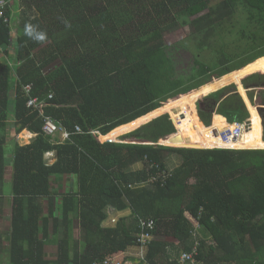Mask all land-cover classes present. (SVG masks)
Wrapping results in <instances>:
<instances>
[{
	"label": "trees",
	"instance_id": "16d2710c",
	"mask_svg": "<svg viewBox=\"0 0 264 264\" xmlns=\"http://www.w3.org/2000/svg\"><path fill=\"white\" fill-rule=\"evenodd\" d=\"M5 1L0 193L9 124L14 136L23 130L35 135L10 149L7 264H124L128 247L140 246L141 232L159 237L145 241L142 264H189L178 257L195 243L200 264H264V108L259 114L244 87L251 80L261 84L264 69L242 78L244 86L241 78L216 85L264 59V0ZM20 5L14 34L13 10ZM178 25L190 27L197 49L213 52L209 62L196 57L186 78L176 76L164 41ZM212 75L217 78L208 81ZM30 97L46 103L42 114L27 106ZM45 116L68 138L44 134ZM248 116L250 128L227 144L233 148L222 147L217 132ZM172 122L177 139L171 141L163 137L175 133ZM123 126L113 137L127 134L136 142L104 141ZM51 151L50 163L45 154ZM172 154L180 163L170 168ZM139 162L143 167L134 170ZM67 175L73 188L54 191L51 179ZM107 206L130 208L131 215L102 227ZM150 219L153 230L142 229ZM48 244L56 246L55 258L45 257Z\"/></svg>",
	"mask_w": 264,
	"mask_h": 264
},
{
	"label": "rangeland",
	"instance_id": "374dc122",
	"mask_svg": "<svg viewBox=\"0 0 264 264\" xmlns=\"http://www.w3.org/2000/svg\"><path fill=\"white\" fill-rule=\"evenodd\" d=\"M20 7H21V5L18 6L17 9L13 10L14 12H13V19H12V31L14 32V34L16 31L15 26L18 23L17 13H18V11H19L18 9ZM190 32L191 31H190L189 26L178 25V26L173 27L172 29H170L164 33V41H165V44L167 46L168 55L171 57V60L173 61L174 65L176 66L175 71H176L177 77L186 78L192 73V66L194 65V59L196 57H198L200 60H203L205 62H209L213 58V52L211 50L206 49V50L200 51L199 49L196 48V42L192 40V37H190V35H189ZM0 52L2 54V58L7 57L5 54L6 51H0ZM10 53H12V51ZM56 65H58V61L53 62L49 68L45 69V72L49 71L50 68H53ZM263 69H264V59L257 60V61L254 60V61L248 63L247 65L237 69L232 74L223 76L216 83V85L225 84V83H232L234 81L238 82L239 78L242 79V78H244L250 74H255V73L262 74L260 72ZM213 75L210 76L208 81H210L213 78H217L216 76H213ZM258 79H260L259 81L262 82L261 84L256 85L254 83L255 80L254 81L251 80V81H249V86H244V87H248L247 95H248V97H249V95H251V97H252L250 99L251 102L256 103L258 105L257 109L259 110V107L264 108V77L261 76L260 78L258 77ZM239 87H240V85H239ZM204 91H206L205 87L201 88L200 90L194 91V92H189L187 94L188 96L186 98L194 97L197 94L199 95V93L204 92ZM207 96L203 97L202 99H200L196 103L197 114H198L197 104L200 102L201 103L204 102L205 98ZM177 102H181V101H179V100L173 101L168 106H166L165 108H168L169 106H172ZM245 107H246V105H245ZM23 133L20 132L18 135L21 137V135ZM4 135L6 138V157H5V161H6L5 172L6 173H5V183L2 186V191L0 193V264H7V262H8V258H7L8 247H7V245H8V240H9L10 231H11L12 198L10 195V190H11L10 182H11L12 167H11V163H10V161H11V150L10 149L12 147V142L16 141L20 144H26V142L30 141V140H27V138H25V137H24V139H18V137H17L18 135L14 136L12 123L9 124L8 130ZM126 135L127 134L121 136L122 138H120V140L123 142H136V140L133 137H130V136L126 137ZM54 139H58L61 141L62 138H61V135L59 134V132L56 133V135L54 136ZM97 139H98V136H97ZM193 148H195V147H193ZM230 148H233V147H230ZM52 155H53L52 152L47 153L45 155V159L47 161L49 160L48 162L52 161L53 159L50 158ZM177 159H178L177 156H175L173 154L170 155L168 158V164L170 166H173L176 163L175 161ZM51 182H52L53 190L58 191V192H60L62 190H66V189L68 190V187L70 184L69 181H65V182H67V184L68 183L69 184L66 186V189H64L63 185H60L61 183L62 184L64 183L63 181L60 182V181H58L57 178H55V179H51ZM71 184H72V182H71ZM47 201H48L47 199H45L43 201L44 205H47ZM53 202L57 203L56 200ZM186 216H188L187 213H186ZM193 224H195V223H193ZM74 232H75L76 236H78V224H77V222H75V224H74ZM132 249H133L132 252H134V254L139 255L141 252L139 247H134ZM44 254H45V257H47V258H55L57 255L56 246L52 245V244L46 245L45 249H44ZM129 263L130 262H128V264Z\"/></svg>",
	"mask_w": 264,
	"mask_h": 264
},
{
	"label": "built area",
	"instance_id": "2783aa9c",
	"mask_svg": "<svg viewBox=\"0 0 264 264\" xmlns=\"http://www.w3.org/2000/svg\"><path fill=\"white\" fill-rule=\"evenodd\" d=\"M7 2L5 0H0V18H4V21H7L8 19L6 17H4V10L6 7ZM31 87L29 85H26L24 87V90L27 94H29ZM52 94L49 93L48 94V98H51ZM46 103L42 102V101H38L37 98H33L30 97L28 99L27 102V106L29 107H33V108H38L40 111V114H42V107L45 105ZM170 118V117H169ZM249 116L243 120V121H234V122H227L226 125L221 128L218 132H217V137L219 138V140L225 144L226 146H224L225 149H230L228 148L227 144L231 143V142H236L238 141L242 134L248 130L250 128L251 122L249 120ZM171 120V119H170ZM172 121V120H171ZM262 122V120H261ZM173 123V122H172ZM174 127H175V132H177L176 126L173 123ZM43 133L46 135H49L51 137H54L56 135L57 132H59V134L61 135V141L65 140L66 138H68V133L62 128L60 127L56 121L51 118V117H46L44 118V124L42 127ZM76 131L77 132H81L80 128L76 127ZM92 134L98 135L99 133L96 131H90ZM174 134V133H173ZM31 137V136H30ZM30 137L27 138V140H30ZM18 139H22L19 135H18ZM29 142V141H28ZM26 142V143H28ZM109 142V141H108ZM158 144V143H157ZM50 153V152H47ZM46 153V154H47ZM45 154V155H46ZM49 161V160H48ZM186 213L188 214V216H186ZM185 216L187 217V219L193 224V226L195 228L198 227V222L197 220L192 217L190 215V213L186 212ZM141 228L142 229H148V230H153L154 228V221L153 220H148L145 222H141ZM152 237V235H149L148 233H144L141 232L138 238V242H140V254L137 255L136 257L138 258H142L143 256V245L145 243L146 240H150ZM197 243H195V245L192 247V250L190 252H181L178 260L180 262H188L189 264H200L195 256L197 254ZM104 264H107L106 261H104ZM118 264V263H116ZM124 264H128V262L126 261ZM131 264V263H130Z\"/></svg>",
	"mask_w": 264,
	"mask_h": 264
},
{
	"label": "crops",
	"instance_id": "0c3cea01",
	"mask_svg": "<svg viewBox=\"0 0 264 264\" xmlns=\"http://www.w3.org/2000/svg\"><path fill=\"white\" fill-rule=\"evenodd\" d=\"M188 95H186V96H184V97H181L180 99H178L179 101H183V100H185V99H187L186 97H187ZM178 100H176V101H178ZM178 103V102H177ZM249 113V112H248ZM215 114V113H214ZM214 114H212V118H213V115ZM212 118H211V122H212ZM211 122H210V124H211ZM132 124V123H131ZM128 125H130V124H128ZM128 125H126V126H128ZM126 126H123V127H121V128H119V129H116V130H113L112 132H110V133H108L107 135H109L110 137H111V141H114V142H121V140L120 139H117V138H114L113 137V134H115V133H117L119 130H121V129H123L124 127H126ZM28 132V133H30V136H28V137H30V139H32L35 135L33 134V133H31L30 131H27V130H23L22 131V133L23 132ZM18 137V136H17ZM163 144V143H162ZM177 145V144H176ZM52 153H53V155L50 157V158H52L53 160L52 161H50V163L51 162H53L54 161V159H55V155H54V152L53 151H51ZM175 156H177V155H175ZM178 157V156H177ZM172 159V158H171ZM176 163L173 165V166H170L169 164H168V166L170 167V168H173V167H175L176 165H178L179 163H180V159H179V157H178V159L175 161ZM143 167V163L142 162H139V163H136L135 165H133L132 166V168L134 169V170H138V169H141ZM57 179H58V181H63L64 183L62 184H60V185H63V187H64V189H66V186L69 184H67V182H65V181H69L70 182V184H69V187H68V189H70V188H73V185L71 184V181H72V179H71V177L70 176H62V177H57ZM67 190V189H66ZM62 191H65V190H62ZM105 214H106V217H105V219L101 222V226L102 227H115L116 225H117V222L121 219V218H128L130 215H131V209L130 208H125V209H123V210H116V209H114L113 207H111V206H107L106 208H105ZM157 238H159V237H156V236H153L152 235V237H151V239H157ZM132 248H134L133 246L132 247H128V249L126 250V255H127V257H129V256H136L137 254H134V252H132L133 251V249ZM143 250V249H142ZM130 264V263H129Z\"/></svg>",
	"mask_w": 264,
	"mask_h": 264
},
{
	"label": "water",
	"instance_id": "95a60500",
	"mask_svg": "<svg viewBox=\"0 0 264 264\" xmlns=\"http://www.w3.org/2000/svg\"><path fill=\"white\" fill-rule=\"evenodd\" d=\"M250 75H252V74H250ZM250 75H247L246 77H248V76H250ZM243 80L244 79H242V85L244 86V84H243ZM246 89H248V87H245ZM221 89V88H220ZM219 90V89H218ZM217 90H215V91H213V92H216ZM213 92H211V93H213ZM236 92L238 93V91H237V88H236ZM239 94V93H238ZM261 108H263V107H259V114H260V109ZM214 114V113H213ZM261 117V116H260ZM155 119V118H154ZM153 120V119H152ZM262 120V119H261ZM151 121V120H150ZM144 125V124H143ZM142 126V125H141ZM140 127V126H139ZM177 132H175L174 134H171V135H168V136H165V137H163V138H170L171 139V141L172 140H175V139H177V136L175 135ZM173 135H175V136H173ZM122 138V137H121ZM168 138V139H169ZM109 142H111L110 140H109ZM158 144L159 145H165V146H170V145H166V144H162V143H160V141H158ZM172 146V145H171ZM176 147H181V146H176ZM190 148H193V147H190ZM126 261H128V262H130L131 264H142L143 262L138 258V257H136V256H129V257H127L126 258Z\"/></svg>",
	"mask_w": 264,
	"mask_h": 264
},
{
	"label": "bare ground",
	"instance_id": "6f19581e",
	"mask_svg": "<svg viewBox=\"0 0 264 264\" xmlns=\"http://www.w3.org/2000/svg\"><path fill=\"white\" fill-rule=\"evenodd\" d=\"M246 90H248V89H246ZM214 116V115H213ZM24 134V135H23ZM22 135L25 137V138H28V136H30V133H28V132H24ZM103 138H104V141H111L112 139H111V137L109 136V135H105V136H103ZM118 142V141H117ZM173 146V145H172ZM222 147H224V146H222ZM228 147H234L233 145H228ZM251 147V146H250Z\"/></svg>",
	"mask_w": 264,
	"mask_h": 264
}]
</instances>
